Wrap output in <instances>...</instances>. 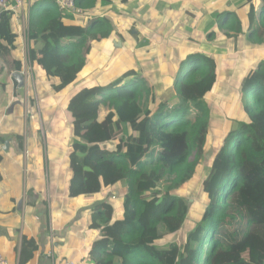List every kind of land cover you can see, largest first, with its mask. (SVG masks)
Masks as SVG:
<instances>
[{
    "label": "trees",
    "instance_id": "trees-1",
    "mask_svg": "<svg viewBox=\"0 0 264 264\" xmlns=\"http://www.w3.org/2000/svg\"><path fill=\"white\" fill-rule=\"evenodd\" d=\"M128 1L76 0L91 15L86 21L64 14L53 0H30L31 65L58 79L54 92L78 81L97 55L94 45L119 38L125 46L112 48L113 60L127 49L125 34L116 26L122 13L113 6ZM222 1L210 9L202 31L180 33L178 42L170 41L174 32L146 31L139 47L147 53L140 57L151 62L143 66L144 73L120 68L113 77L114 71L101 75L95 68L100 80L70 98L67 112L77 139L71 197L123 190L119 204L116 197L96 206L92 228L100 234L90 264H185L186 259L192 264H264V60L239 67V74H246L235 99L250 121L230 118L225 133L211 143L212 129L220 127L211 126L214 106L205 95L219 81L221 67L218 58L198 50L203 43L223 47L224 42L235 57L242 42L264 46V0L237 6ZM159 13L146 9L145 18L158 19ZM17 18L12 12L0 18V76L6 72L5 53L20 49ZM168 44L181 48L163 75L150 51L155 45L165 51ZM186 48L197 51L185 55ZM12 64L23 71L22 59ZM159 84L172 91L170 100L159 97ZM178 231L180 241L165 238ZM30 250L24 236L20 264H26Z\"/></svg>",
    "mask_w": 264,
    "mask_h": 264
},
{
    "label": "crops",
    "instance_id": "crops-1",
    "mask_svg": "<svg viewBox=\"0 0 264 264\" xmlns=\"http://www.w3.org/2000/svg\"><path fill=\"white\" fill-rule=\"evenodd\" d=\"M212 1L129 0L124 4L115 3L113 11L122 13V17L116 19V26L125 34L127 49L114 61L110 56L112 48L122 49L125 46L119 38L96 44L95 59L83 68L78 81L69 90L60 93L52 90L58 79H49L39 67L26 65L23 45L24 37L28 34V12L19 14L14 27L19 35L20 49L18 52L5 53L3 60L6 72L0 76L3 84L0 88V169L3 175L0 181V253L8 260V264H20L24 236L31 248L26 264H90L91 248L100 234L92 228L98 218L96 206L116 196L112 188H106L93 196L70 195L75 175L71 170V155L77 139L73 136L68 117L69 100L81 88L93 84L96 79L99 81L100 76L107 72L114 71L113 77L120 73V68L136 69L144 73L143 66L151 62L140 57V53H147V49L143 51V47H139L145 38L144 33H170L181 22H186L189 27L184 34H192V28L198 29L196 32L202 31L207 22L203 26L198 24V14H194L190 8L198 4L200 11H203ZM222 2L217 0L215 4ZM215 4L213 2L209 5L201 18L208 21V13ZM146 9L160 12L158 19L145 18ZM182 15L191 20H185ZM178 31L183 32L182 28ZM204 45L209 46L203 43L198 50L208 51ZM161 46L155 45L150 52L155 54L160 72L168 75L169 65L173 67L181 47L168 44L164 45L166 50L163 51ZM212 48L223 50L216 46ZM184 51L188 55L197 49L186 48ZM227 53V56L220 57L206 54L228 59L232 55ZM19 59L23 60V71L13 70V61ZM125 59L132 66H125ZM162 64H165V71L162 70ZM95 68L103 73L98 76ZM237 75L234 72V77L242 79L244 73ZM231 80L233 82L229 85L234 87L236 82ZM221 81L219 79L213 91L208 94H213ZM158 86L163 87L162 84ZM234 94L235 91L231 96ZM226 101L222 102L225 107L228 104ZM235 109L231 119L237 117L240 120V110L238 107Z\"/></svg>",
    "mask_w": 264,
    "mask_h": 264
},
{
    "label": "rangeland",
    "instance_id": "rangeland-1",
    "mask_svg": "<svg viewBox=\"0 0 264 264\" xmlns=\"http://www.w3.org/2000/svg\"><path fill=\"white\" fill-rule=\"evenodd\" d=\"M217 0H214L212 1L211 3H209L207 5V7L209 5H211L213 2L215 4ZM245 0H228V3L229 4H233V5H239L241 4L242 2H244ZM201 3H199L200 5ZM207 7L203 10V11H200V8L198 7V4L196 5L195 8H190L191 11L194 12V14H198L197 15V18L198 20H200L198 22V24L202 25L206 22V20L201 16L203 15V13H206L207 12ZM88 16H91V15H88ZM183 16V15H182ZM84 18H87V15L84 16V17H77L78 20H83ZM183 18L185 20H191L190 17H186V16H183ZM196 18V19H197ZM182 28L183 32H179L178 29L179 28ZM188 25L186 22H181V24L178 26H176L174 29L172 28V32H174V35L172 36V39H170V41L172 42H178L180 40V33H184L186 32V30L188 29ZM176 30V31H174ZM196 30L198 29H191L192 33L196 32ZM134 36L136 34H133ZM141 39L143 38L142 35L139 36ZM209 46L207 45H204V47L207 48L208 51H203L204 53H210V54H213V55H217V56H227V51L229 52V47H225V43L223 42L222 45L223 47H221V49L223 50H216V49H213L212 47L215 46V43H208ZM95 46V45H94ZM151 48V47H149ZM157 50H159L160 48L157 46L156 47ZM256 50L255 53H253V51ZM238 51H241L242 53L240 54H237L235 57H230L228 59H219V62H220V79H222L221 81V85L219 87H216L215 91L213 94H206L205 95V99L207 101V103H210L211 106H214L213 110H212V113L214 114L215 117H213V122L211 123L212 127H220V128H217L216 130L212 129V133L210 135V142L213 143V138H217L215 137V135H219V134H224L225 133V127H226V123H228L229 121V118H231V114H233V112L236 110L235 108L238 107V109L240 110L239 111V114H240V120H243L244 122L248 123L250 120H249V117L248 115L245 113V111L243 110V107L240 105V101H236V93L239 91L236 89V86L239 84L240 85V80L241 78L239 77H236L237 74H239L241 71L239 69V67L241 65H246V67L248 66L249 63H253L255 66L257 61H260V60H264V46H261L259 48H253L251 46H247L245 42H242L241 45H240V48ZM230 53V52H229ZM208 54V55H210ZM212 55V56H213ZM124 58H126L124 55H123ZM125 66L128 65V66H132L131 63L125 59ZM162 70H166L165 68V64H162ZM248 71V70H247ZM234 72L236 73V76L234 77ZM251 70H249L248 72V75L250 74ZM243 73H245V70H243ZM246 74V73H245ZM233 79L235 83L234 87L229 85L231 84L233 81L231 80ZM227 85V86H226ZM158 88H161V89H158ZM228 91L230 92L229 95H228ZM235 91V94L233 96H231V93H233ZM157 93L158 95L162 98V99H168L170 100L171 97H172V92L170 90H165L162 86H158L157 87ZM230 96V97H229ZM240 97V95H239ZM226 101L227 106H223L222 102L223 101ZM231 108V109H229ZM237 113V111L235 112ZM233 116V115H232ZM237 118V117H235ZM112 192L114 193V195L117 197V200H116V203L119 204L120 203V200H121V197H122V193H123V190L120 189V188H112ZM121 195V196H120ZM191 196V194H189ZM196 202V199L193 200V204ZM193 208V206H192ZM167 240L171 241V240H178L180 241L181 239V232L178 231V232H175L169 236H166L165 237ZM185 264H192L188 259L185 260Z\"/></svg>",
    "mask_w": 264,
    "mask_h": 264
},
{
    "label": "built area",
    "instance_id": "built-area-1",
    "mask_svg": "<svg viewBox=\"0 0 264 264\" xmlns=\"http://www.w3.org/2000/svg\"><path fill=\"white\" fill-rule=\"evenodd\" d=\"M56 6L64 14L73 15L76 17H84L85 12L76 6V0H53ZM30 0H0V18L6 12H12L19 16V14H25L29 10ZM24 51L26 54L25 63L31 66L29 57V36L24 37ZM0 264H8V260L0 253ZM65 264H75L74 262H66Z\"/></svg>",
    "mask_w": 264,
    "mask_h": 264
},
{
    "label": "clouds",
    "instance_id": "clouds-1",
    "mask_svg": "<svg viewBox=\"0 0 264 264\" xmlns=\"http://www.w3.org/2000/svg\"><path fill=\"white\" fill-rule=\"evenodd\" d=\"M87 14H85V16H86ZM87 18H89V16L87 15ZM84 19H86V18H84Z\"/></svg>",
    "mask_w": 264,
    "mask_h": 264
}]
</instances>
